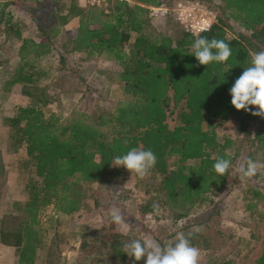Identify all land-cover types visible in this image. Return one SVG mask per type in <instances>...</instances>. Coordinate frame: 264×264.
Masks as SVG:
<instances>
[{
    "label": "trees",
    "instance_id": "obj_1",
    "mask_svg": "<svg viewBox=\"0 0 264 264\" xmlns=\"http://www.w3.org/2000/svg\"><path fill=\"white\" fill-rule=\"evenodd\" d=\"M68 1L67 14L59 19L63 25L70 18L78 19L70 52L112 61L128 100L119 103L112 114L101 113L93 123L85 114L69 123L55 113L47 115L43 107L50 99L37 96L28 87L50 78V69L38 62L49 54L48 45L23 39L18 28L15 30L14 38L20 40L18 63L5 85L6 89L21 87L29 104L17 107L12 116L3 118V124L9 129L11 151L23 148L40 178L39 185L32 184L36 190L31 199L14 205L17 215L0 219V244L16 249L18 264H52L41 225L46 207L52 206L55 214L63 216L80 212L81 197L72 180L86 184L106 181L113 176L114 157L133 147L155 153L157 161L150 173L160 178L159 190L165 192L166 203L170 207L187 205V211L228 182L229 171L220 176L212 169L217 157L232 161L225 152L230 142H218L215 121L238 124L241 133L252 137L264 163V118L237 111L229 94L235 80L250 66V54L264 45V0H209L216 5L221 2L219 7L229 12L228 18L240 29L232 39L226 37L221 20L198 36L186 31L175 38L149 32L151 18L146 7H158L160 0L116 1L109 8L85 9L76 0ZM198 37L224 40L232 55L224 63L199 65L192 55ZM170 120L177 124L170 127ZM171 158L176 159L174 168L168 164ZM254 196L262 197L258 192ZM185 221L181 218L176 223ZM100 231L109 237L102 242L104 247L109 241L115 244L119 264H144L143 259L134 261L125 254L126 242L110 219ZM257 264H264V245Z\"/></svg>",
    "mask_w": 264,
    "mask_h": 264
},
{
    "label": "rangeland",
    "instance_id": "obj_2",
    "mask_svg": "<svg viewBox=\"0 0 264 264\" xmlns=\"http://www.w3.org/2000/svg\"><path fill=\"white\" fill-rule=\"evenodd\" d=\"M160 1L162 4L158 7L167 8L169 13L163 19L151 18L149 32H162L175 38L185 31L178 18L180 4L198 5L213 12L215 22L221 20L225 25L228 39L234 38L235 32L240 30L228 18L229 12L219 7L222 6L219 1L217 5L209 0ZM75 4L89 8L78 0ZM68 7V0H0V160L3 165L0 215L3 216L17 215L14 205L29 201L36 190L33 182L38 185L40 182L35 164L25 150L11 151L9 129L3 124V118L12 116L17 107L29 104V98L21 94V87L6 89L5 85L17 68L20 46V40L14 38L17 28L23 39L48 45L49 54L38 62L41 67L50 69V78L28 87L37 96L44 94L50 99L43 107L47 115L55 113L64 123H69L85 114L90 116L88 122L93 123L101 113L112 114L119 103L128 100L118 81L119 69L112 61L105 56L86 58L82 53L70 52L69 42L75 38L78 19L70 18L66 25L59 19L60 15L67 14ZM176 124V120L169 122L170 127ZM203 127L207 129L206 124ZM214 131L220 144L230 142L225 152L232 158V166L222 190L206 194L201 204L187 211V205L179 203L170 207L166 203L165 192L159 190L160 178L152 173L140 179L124 167L112 164L113 176L106 181L86 184L73 179L76 186L73 189L81 197V211L63 216L55 214L53 207L48 206L42 214L46 245L50 244L48 261L52 264H119L114 257L115 244L109 241L104 247L102 242L109 237L100 231L102 224L110 219L108 211L116 207L132 224V230L126 235L116 225L124 242L152 238L163 244L174 239L177 231L187 235L199 227L201 231L193 234L196 235L194 242L191 240L201 250L199 264H257L264 245V170L241 180L238 169L246 158L261 163L263 155L256 151L252 137L241 133L234 122L217 120ZM175 162L174 158L168 160L172 168ZM119 188L118 192L112 191ZM255 192L262 197L256 198ZM153 204L159 205L158 212ZM181 214L183 216L179 217ZM181 218L186 220L182 228L181 222L176 223Z\"/></svg>",
    "mask_w": 264,
    "mask_h": 264
},
{
    "label": "clouds",
    "instance_id": "obj_3",
    "mask_svg": "<svg viewBox=\"0 0 264 264\" xmlns=\"http://www.w3.org/2000/svg\"><path fill=\"white\" fill-rule=\"evenodd\" d=\"M192 49V55L199 65L204 66L213 62L224 63L232 55L229 44L216 38L198 37L192 44ZM229 94L231 105L237 111L244 110L251 112L253 116L264 118V51L250 54V66L244 68L242 74L229 89ZM253 107L257 111H251ZM156 161V155L151 149L133 147L125 154L115 156L113 167H124L131 175L143 179L149 175ZM231 166V159L217 157L212 169L216 174L224 176ZM262 169H264V163L246 158L238 169L240 179H250ZM119 190L120 188L112 191L118 192ZM153 209L158 212L159 205L153 204ZM107 214L110 221L119 226L123 234L126 235L132 230V224L125 219L119 208L112 207ZM200 231L199 227L193 228L187 235L182 231H177L174 239L165 241L163 244L152 238L132 239L124 243L123 248L128 257L134 258V261L143 259L144 264H199L201 250L191 243L190 238Z\"/></svg>",
    "mask_w": 264,
    "mask_h": 264
},
{
    "label": "built area",
    "instance_id": "obj_4",
    "mask_svg": "<svg viewBox=\"0 0 264 264\" xmlns=\"http://www.w3.org/2000/svg\"><path fill=\"white\" fill-rule=\"evenodd\" d=\"M82 5L89 8H101L116 1L128 0H79ZM149 10V16L153 19H163L168 15V9L164 7H146ZM178 18L183 25L185 31L193 36H198L208 32L215 23V14L198 5L193 4L182 5L178 11ZM180 223V222H178ZM184 222H181L183 225Z\"/></svg>",
    "mask_w": 264,
    "mask_h": 264
},
{
    "label": "crops",
    "instance_id": "obj_5",
    "mask_svg": "<svg viewBox=\"0 0 264 264\" xmlns=\"http://www.w3.org/2000/svg\"><path fill=\"white\" fill-rule=\"evenodd\" d=\"M2 216L3 214L0 215V219L2 218ZM41 252L42 250L38 252V255H40ZM0 264H18V256L16 249L0 244Z\"/></svg>",
    "mask_w": 264,
    "mask_h": 264
}]
</instances>
